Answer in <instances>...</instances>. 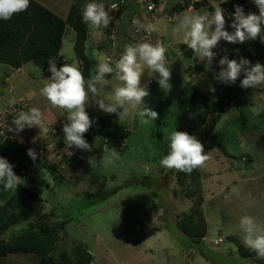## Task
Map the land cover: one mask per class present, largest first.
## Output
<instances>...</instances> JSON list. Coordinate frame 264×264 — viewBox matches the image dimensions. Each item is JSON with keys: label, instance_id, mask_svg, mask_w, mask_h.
Instances as JSON below:
<instances>
[{"label": "rangeland", "instance_id": "obj_1", "mask_svg": "<svg viewBox=\"0 0 264 264\" xmlns=\"http://www.w3.org/2000/svg\"><path fill=\"white\" fill-rule=\"evenodd\" d=\"M70 1L49 0L48 4H59L64 10V3L68 6ZM158 1L161 13L152 17L157 39L153 43L160 40L167 48L165 57L166 66L171 70V89L166 92L160 88L157 73L150 74L145 70L141 76V86L149 91L144 103L158 113L153 122L142 124L138 116L140 107L128 106V115L122 120L115 113L107 114L126 126L128 135L122 140L103 141L101 136H94L88 141L92 152L82 150L73 154L68 148L60 150L57 144L60 134H64L67 111L54 108L40 94L43 79L50 78L51 74L33 61L25 64L20 72L0 64V74L10 76L6 83L5 77L0 80V94L9 99L14 97L16 101L23 96L30 108L40 106L48 128L47 132L40 133V129L34 127L29 135L31 129L25 127L19 132L22 143L15 138L0 139L3 142L0 146L4 152L14 144L36 151L35 161L27 155V150L19 153L22 160H31L23 167L27 174L19 176L21 182L30 183V173L36 170L33 187L44 199L35 206L31 220L48 213L44 224L57 228L60 234L58 248L71 250L82 242L94 255L90 264H260L257 258L243 257L238 252V243H244L239 226L242 216H252L264 227V129L252 127L251 131L241 133L233 123V117L240 114L244 105L253 115L264 111V89L241 88L243 73L234 84H225L215 75L221 68L219 59L225 55L229 59L239 61L245 58L253 65L257 62L264 65V42L260 37L243 43H229L222 39L213 49L216 56L211 64L195 53L192 57L186 56L180 46L183 33L173 30L179 18L186 12H211L209 6L222 8L220 2L207 0L201 8L186 7L173 14L176 18L172 22L169 20L170 11L173 12V6L183 0ZM97 3H103L108 9V0ZM139 12L138 1L130 0L125 7L112 13V19L118 22L115 38L110 37L109 32L112 20L107 28H95L89 24L87 51L96 59L92 76L96 74L99 62L105 61L114 67L126 44L144 41L133 31L132 19ZM224 16L225 30L234 31L225 11ZM261 27V36H264V25ZM74 37L75 30L68 25L61 60L64 64L75 63L82 72L83 63L75 52ZM104 80L107 82L102 86L104 94L111 93L119 84L115 75L104 77ZM213 88L215 91L211 90ZM194 89L220 99L223 104L220 121L203 144L209 156L201 167L203 210L208 230L200 242H195L177 228L176 220L189 210L192 200L180 191L177 171L160 164L162 156L168 153V136L177 130ZM29 90L34 92L30 98L25 96ZM104 94L94 96L89 92L86 112L106 114L95 104L101 99L108 102ZM122 111V108L118 109V112ZM33 138H36L35 142ZM217 140L224 150L218 146ZM3 156L9 162L6 152ZM90 156H94L97 163L102 156H108L112 163L92 168L87 163ZM45 160L53 164L52 169L45 166ZM4 200L3 195L0 196V205ZM19 228V225L11 227L8 234ZM220 237L224 241L215 244ZM37 260L35 254H17L0 257V264H37Z\"/></svg>", "mask_w": 264, "mask_h": 264}, {"label": "clouds", "instance_id": "obj_2", "mask_svg": "<svg viewBox=\"0 0 264 264\" xmlns=\"http://www.w3.org/2000/svg\"><path fill=\"white\" fill-rule=\"evenodd\" d=\"M253 2L258 8V15L245 14L240 6L235 8L230 24L234 31L225 30L224 10L220 6H216L214 10L205 14L184 13L173 30L182 31V43L202 60L211 64L216 56L213 49L222 39L229 43H243L246 40L260 37L261 42H264V36H261V26L264 25V0H253ZM29 6L30 0H0V20H9L14 14L26 11ZM110 7L117 10L119 5L113 3ZM111 20L112 16L109 15L103 3L91 0L83 6V21L92 27L107 28ZM133 24L143 28L146 32L155 31L152 23L140 24L139 20L134 19ZM166 52L167 48L160 42L140 41L126 44L119 59L115 61L114 67L101 61L97 64L96 74L88 80H85L83 73L75 63H65L58 69L55 58H50L48 70L51 76L43 79L40 94L54 108L67 111V123L63 125L67 146L92 152V146L84 138L92 125L85 106L88 103L89 92L94 96L104 94L102 86L107 83L104 80L106 74L114 73L119 84L113 88L111 93L104 94L108 102L103 99L96 101L98 108L106 114L115 113L119 116V120H122L128 115V106L133 109L139 106L140 122L142 124L153 122L158 113L144 103V98L149 96V91L145 86H141V76L145 70H148L150 74L157 73V83L160 88L166 92L169 91L171 70L166 66ZM219 65L221 66L220 71L215 75L217 80L225 84H234L243 73L244 78L240 81L241 88L264 89V65L259 62L253 65L245 58L237 61L225 55L219 59ZM211 90L215 91L214 88ZM15 103L14 97L8 100L9 105ZM121 108L123 111L118 112ZM11 124L14 127H7L8 132L18 133L25 127H37L40 133L48 131L43 120V113L36 107L16 113ZM35 139L33 138V142ZM168 141V154L163 155L160 160L163 167L191 174L194 169L203 167L209 160L204 145L197 137L187 132L175 129L169 134ZM112 153L117 154L115 151ZM27 155L33 161L37 159L34 149H28ZM87 163L92 168L98 165L106 167L112 163V160L108 156H102L97 163L95 157L90 156ZM21 181L22 179L13 171V165L6 158L0 157V185L3 190H16ZM239 226L244 234V244L253 250L258 258L264 259V227L249 215L240 218Z\"/></svg>", "mask_w": 264, "mask_h": 264}, {"label": "trees", "instance_id": "obj_3", "mask_svg": "<svg viewBox=\"0 0 264 264\" xmlns=\"http://www.w3.org/2000/svg\"><path fill=\"white\" fill-rule=\"evenodd\" d=\"M83 1L72 0L68 15L62 17L39 1L30 0V6L26 11L14 14L9 20H0V63L18 69L33 61L50 73L49 59L55 58L59 69L64 65L60 56L64 33L66 27L70 25L76 33L74 48L79 60L83 63L82 73L85 78H90L96 59L87 51L90 28L89 24L83 21ZM98 1L100 0H94V2ZM217 1L220 2L231 22L232 14L237 6L242 7L245 14H256V5L253 0ZM203 3L206 4L207 0L196 2L194 6L201 8ZM189 5V0L177 2L173 6L174 11H170V15L183 11ZM208 9L214 10L212 6ZM180 46L186 56H194V52L187 45L181 43ZM196 69L202 70L201 67H196ZM113 75L115 74H106L105 77ZM222 107L220 99H215L200 89H194L182 113L177 131L187 132L204 144L220 121ZM87 113L92 120L91 127L84 135L87 142L91 141L94 136H101L103 141H120L128 135L126 126L115 121L111 116L95 111H87ZM233 118V123L241 133L251 131L253 128L264 129V111L253 115L249 107L244 105L240 114ZM159 134L162 133L159 132ZM217 144L223 150L225 149L219 140ZM13 147L22 148L19 144H14ZM57 147L60 150L68 148L75 154L82 151L74 146L69 148L62 133ZM0 150V157H2L5 152L1 146ZM64 158H70V156ZM44 162L47 168H53V164L47 160ZM35 175H37L36 170L30 173V183L20 182L18 188L13 190L10 196H5V200L0 205V257L35 254L38 257L37 264H90L94 255L82 242L75 244L71 250L58 248L60 234L57 228L44 224L48 213L37 216L35 221L31 220L35 214V206L44 200L33 187ZM201 179L202 168L194 169L191 174L177 171L180 191L192 200V204L189 210L176 220V226L195 242H200L208 230L203 210L204 195ZM87 195L92 196L89 193ZM15 225H19L20 228L8 234L11 227ZM238 252L243 257L257 258L258 263L264 264V259L258 258L256 253L244 243H238Z\"/></svg>", "mask_w": 264, "mask_h": 264}, {"label": "built area", "instance_id": "obj_4", "mask_svg": "<svg viewBox=\"0 0 264 264\" xmlns=\"http://www.w3.org/2000/svg\"><path fill=\"white\" fill-rule=\"evenodd\" d=\"M128 0H109L108 9H106L109 12V15L112 16V13L114 11H117L121 9L122 7H125ZM138 4L140 6V12L137 16H135L132 19V25H133V31L139 35L140 38H142L144 41H148L153 43L156 39L154 31L152 32H146L143 28H139L137 25L133 24V20H139L140 24H148L152 23V17L155 15H158L161 13V3L158 0H137ZM190 5L189 8H194L196 2H204L205 0H189ZM116 3L119 5V8L117 10H113L110 6L111 4ZM256 14H259L258 8L256 7ZM176 18L175 15H170L169 20L174 21ZM111 25L109 26V32L110 37L115 38V32L118 25L117 20L112 19ZM157 40V39H156ZM161 43V41L159 40ZM9 91H12V88H9ZM26 108H30L27 102V99L24 97H19L18 100L14 105H5L2 108H0V138L2 140H8V138H15L17 141L19 140V132L14 134H9L10 132L7 131V127H14V125L11 124L12 119L14 118V115L20 111H26ZM31 131L29 132V135L33 133L34 127L29 128ZM23 138V137H20ZM19 143L23 142L22 140L18 141ZM74 154V152H73ZM18 177L21 175H26V170H22L20 172H14ZM21 178V177H20ZM224 241L223 237H220L219 239L215 240V244H219L220 242Z\"/></svg>", "mask_w": 264, "mask_h": 264}, {"label": "crops", "instance_id": "obj_5", "mask_svg": "<svg viewBox=\"0 0 264 264\" xmlns=\"http://www.w3.org/2000/svg\"><path fill=\"white\" fill-rule=\"evenodd\" d=\"M37 1H39L43 5L47 6L48 8H50L51 10H53L54 12L58 13L60 16L66 17L68 15V12H69V9H70V4H71V1L72 0L70 1V3H68V6H67V3L66 4L64 3V10H63L62 7L59 6V4H55V5L48 4L49 3V0H37ZM103 1H105V0H103ZM128 1H127V4L130 3V0H128ZM108 2H109V0H108ZM66 29H67V27H66ZM66 29H65V33H64V37H63V41H62V45H61L60 56H62L61 55V52H62V48H63L64 42H65ZM74 42H75V37H74ZM107 59H109V58H107ZM103 62H105V61H103ZM0 64H2V63H0ZM24 66H25V64L22 67L18 68L17 71L20 72L21 70H23ZM3 77H5L4 83H6V81H8L10 79L9 78L10 76H8L7 74H2V75L0 74V80ZM87 79H89V78H87ZM10 92H12V91H10ZM16 93H18V92H16ZM33 93H34L33 90H29L25 94V96H27L28 98H30L31 95H33ZM19 97H23V96H19ZM8 100H9V98L6 95L0 94V108H2L3 106L7 105L8 104ZM31 103L33 105L32 100H31ZM33 106L36 107V108H39L41 110L40 106H38V105H33ZM53 115H55V114H53ZM1 145H3V142L2 141H1ZM26 150L27 149L25 147H22V148L13 147L12 148L11 145H10L9 151H5V152H7V156L6 157L9 159V162L13 165V171L15 170L14 172H16V171H22L23 170V167H26V165L29 164V162L31 161V160L28 161L27 159L22 160L23 157H21V155H19L20 152L23 153ZM3 151H4V149H3ZM2 157H5V156H2ZM12 192H13V190H7V191L3 190L2 185H0V196H2V195H3V197L10 196L12 194Z\"/></svg>", "mask_w": 264, "mask_h": 264}, {"label": "water", "instance_id": "obj_6", "mask_svg": "<svg viewBox=\"0 0 264 264\" xmlns=\"http://www.w3.org/2000/svg\"><path fill=\"white\" fill-rule=\"evenodd\" d=\"M89 2H90V0H84V1H83V4H82V13H83V6L86 5V4L89 3Z\"/></svg>", "mask_w": 264, "mask_h": 264}]
</instances>
